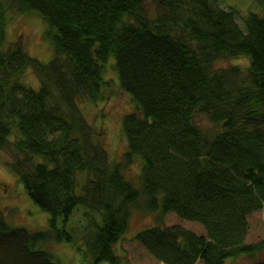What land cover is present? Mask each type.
Wrapping results in <instances>:
<instances>
[{"label":"trees","instance_id":"16d2710c","mask_svg":"<svg viewBox=\"0 0 264 264\" xmlns=\"http://www.w3.org/2000/svg\"><path fill=\"white\" fill-rule=\"evenodd\" d=\"M227 1L0 0V150L50 214L49 227L29 228L0 207V264H59L53 241L74 244L86 264H126L116 245L134 209L156 214L134 238L167 264H264V238L247 241L248 215L264 211V0L243 25ZM27 14L46 23L47 62L7 38L9 20ZM243 53L247 66L216 64ZM112 55L136 106L122 119V160L83 110L109 97ZM136 157L139 185L123 171ZM168 212L204 230L165 224ZM73 213L83 219L68 228Z\"/></svg>","mask_w":264,"mask_h":264},{"label":"rangeland","instance_id":"374dc122","mask_svg":"<svg viewBox=\"0 0 264 264\" xmlns=\"http://www.w3.org/2000/svg\"><path fill=\"white\" fill-rule=\"evenodd\" d=\"M224 7H230L232 4L239 12L238 21L243 25L241 15L250 11L262 12V6L259 0H228L221 3ZM23 16V17H22ZM47 26L38 14L17 15L16 19L11 18L7 24L6 35L10 41L17 40L19 36L23 39L24 45L31 51L32 55L38 57L41 61L47 62L51 59L54 52L51 41L47 36ZM114 56L109 58L104 75L112 81L108 90L107 98L100 101L98 107L88 105L83 106V110L97 124L100 130H104L105 135L100 138V142L107 148L112 160H122V155L127 148V141L122 133L123 116L136 109L130 94L120 86L119 77L114 67ZM250 63V57L246 54H240L236 57L219 59L218 66H227L230 64H239L247 66ZM28 82L37 86L39 79L34 70H29L26 75ZM103 116V117H102ZM198 122L207 129H212L213 123L204 114H198ZM101 123L103 126L99 125ZM8 152L0 150V207L6 212L9 221L16 225H24L29 228H47L50 225V214L42 210L28 195L23 183L8 165ZM141 161L135 158L123 169L125 175L133 180L137 185L140 184ZM83 219L78 213H73L67 224L71 228L79 224ZM165 224L175 223L183 224L189 228L202 231L203 226L193 220L180 217L175 212H168L164 215ZM157 222L156 214L133 210L130 227L124 237L117 242V251L123 256L126 264H166L164 261L155 257L140 241L135 239V233L153 225ZM248 235L247 241L255 242L264 238V211L256 210L248 215ZM47 247L54 253L59 264H86L82 252L72 243L67 241H53L47 244ZM254 259L248 256L238 257L236 260H228L226 264H252ZM100 264H111V262H101ZM196 264H203L199 260Z\"/></svg>","mask_w":264,"mask_h":264},{"label":"bare ground","instance_id":"6f19581e","mask_svg":"<svg viewBox=\"0 0 264 264\" xmlns=\"http://www.w3.org/2000/svg\"><path fill=\"white\" fill-rule=\"evenodd\" d=\"M167 264V263H166Z\"/></svg>","mask_w":264,"mask_h":264}]
</instances>
